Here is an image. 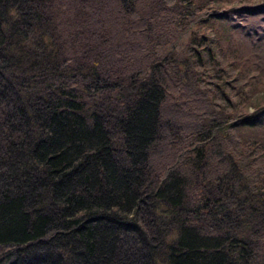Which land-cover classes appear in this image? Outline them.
<instances>
[{
  "label": "trees",
  "instance_id": "obj_1",
  "mask_svg": "<svg viewBox=\"0 0 264 264\" xmlns=\"http://www.w3.org/2000/svg\"><path fill=\"white\" fill-rule=\"evenodd\" d=\"M0 264H264V0H0Z\"/></svg>",
  "mask_w": 264,
  "mask_h": 264
}]
</instances>
